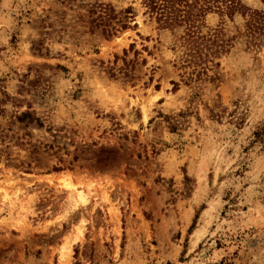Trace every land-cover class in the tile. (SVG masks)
Instances as JSON below:
<instances>
[{
	"label": "rangeland",
	"instance_id": "374dc122",
	"mask_svg": "<svg viewBox=\"0 0 264 264\" xmlns=\"http://www.w3.org/2000/svg\"><path fill=\"white\" fill-rule=\"evenodd\" d=\"M100 3L132 28L104 36ZM144 12L0 0V264H264V38L208 15L230 52L187 82Z\"/></svg>",
	"mask_w": 264,
	"mask_h": 264
},
{
	"label": "trees",
	"instance_id": "16d2710c",
	"mask_svg": "<svg viewBox=\"0 0 264 264\" xmlns=\"http://www.w3.org/2000/svg\"><path fill=\"white\" fill-rule=\"evenodd\" d=\"M141 5L145 9L144 15L156 23L158 30H167L174 35L181 32L172 49L176 53L181 51L178 57L182 64L180 69L190 70L184 73L188 77L187 82L201 80L205 71L219 68L220 63L216 60L230 52V41L224 38L221 29L203 32L208 15L217 14L231 21L236 15H241L246 19V36L253 43L260 37L264 38V11L252 10L241 0H141ZM96 15L92 24H96V29L102 28L103 35L108 38L131 29L130 24L135 22L136 17L132 7L117 12L110 4L103 3L96 4ZM173 85L175 89L179 86L178 83ZM27 118H30V114L24 113L19 121L24 122ZM254 137L255 143L261 144L264 149V127L256 131ZM119 158L117 150L102 148L97 162L108 167ZM198 218L199 214L195 216L190 231L195 228Z\"/></svg>",
	"mask_w": 264,
	"mask_h": 264
}]
</instances>
